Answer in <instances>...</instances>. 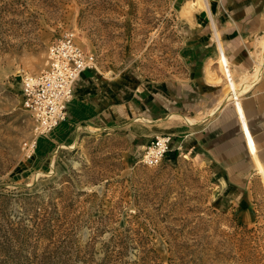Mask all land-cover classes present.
<instances>
[{
  "label": "rangeland",
  "instance_id": "374dc122",
  "mask_svg": "<svg viewBox=\"0 0 264 264\" xmlns=\"http://www.w3.org/2000/svg\"><path fill=\"white\" fill-rule=\"evenodd\" d=\"M202 5L0 0V264H264L254 166L230 179L179 147L157 166L140 162L149 138L134 123L148 97L173 102L211 84L210 68L221 73ZM67 30L95 56L96 85H114L101 108L117 118L93 124L97 112L80 107L29 157L23 145L36 135L22 78L45 67Z\"/></svg>",
  "mask_w": 264,
  "mask_h": 264
},
{
  "label": "crops",
  "instance_id": "0c3cea01",
  "mask_svg": "<svg viewBox=\"0 0 264 264\" xmlns=\"http://www.w3.org/2000/svg\"><path fill=\"white\" fill-rule=\"evenodd\" d=\"M210 10L208 18L213 40L220 53L229 58L236 82L243 85L247 76L249 87L222 104L232 87L231 79L223 75L218 62L221 73L217 77L213 74L217 80L210 81L212 83L200 92L169 103L161 102L157 95L148 97V111L145 117L135 119V131L142 139L149 138L148 143L155 134H171L169 152L179 148L189 150L198 161L213 164L230 179L246 178L254 166L264 182V62L260 61L264 42V0H214ZM259 64L262 68L256 76ZM95 79L97 74L93 69L81 73L69 115L77 117V110L84 107L92 113L97 112L92 114L91 122L100 124L117 118L110 108H101L103 91L113 90L114 85L103 82L98 86ZM224 81L225 85H217ZM89 100L96 102L93 110L86 106ZM119 111H123L122 108Z\"/></svg>",
  "mask_w": 264,
  "mask_h": 264
},
{
  "label": "built area",
  "instance_id": "2783aa9c",
  "mask_svg": "<svg viewBox=\"0 0 264 264\" xmlns=\"http://www.w3.org/2000/svg\"><path fill=\"white\" fill-rule=\"evenodd\" d=\"M94 62L95 56L76 41L73 31L67 30L50 45L45 67L37 74H24L22 103L34 120L36 135L24 143L26 155L30 157L35 153L41 136L52 133L68 120L78 78L93 67ZM171 140L169 133L153 136L140 162L147 166L159 165L171 148Z\"/></svg>",
  "mask_w": 264,
  "mask_h": 264
},
{
  "label": "bare ground",
  "instance_id": "6f19581e",
  "mask_svg": "<svg viewBox=\"0 0 264 264\" xmlns=\"http://www.w3.org/2000/svg\"><path fill=\"white\" fill-rule=\"evenodd\" d=\"M213 2H214V0H197V3L198 4H203L202 6H203V8H205V11L207 12V15H209L210 14V12H211V10H210V8L212 7V4H213ZM261 40V39H260ZM224 54V53H223ZM222 53H220L219 55V57H218V60L220 61V64H221V68H222V73H223V75L228 79V78H230V79H228V80H230L231 81V83H229V82H227V83H229L230 85H231V89H230V91L227 93V95H226V97L224 98V100H223V102H222V104H224V103H226L229 99H231L232 97H236V96H239L240 94H241V92H242V90H245V88L247 87V85H248V83H246L249 79H248V77L247 76H245V78L243 79L244 81H245V83H243V85L240 83V81H239V83L238 82H236V80H235V77H234V72H233V70H232V68H231V64H230V62H229V58H227V56H224ZM262 56L263 57H261L260 58V61H261V64L264 62V42H263V45H262ZM213 61V60H212ZM210 62V61H209ZM263 66V65H262ZM261 66H260V64H259V66L258 67H256V72H255V75L257 76L258 75V73H259V71L261 70ZM210 71H211V68H210V70H208V72L206 73L207 74V77H209V80H211V81H216L217 79H215L214 77H213V74L212 73H210ZM213 71V70H212ZM248 71V70H247ZM261 72V71H260ZM223 76V77H224ZM253 76V75H252ZM211 78H213V79H211ZM219 79H221V78H219ZM241 79V80H242ZM243 81V82H244ZM250 81V80H249ZM221 83V82H220ZM219 84V83H218ZM229 85V86H230ZM245 85V86H244ZM243 86V87H242ZM249 87V86H248ZM247 87V88H248ZM243 93V92H242ZM226 94V93H225ZM214 111V110H213ZM175 115V114H174ZM174 115H172V117H174ZM179 116V115H178ZM190 121L191 120H193V119H189ZM188 120V121H189ZM194 121V120H193ZM192 121V122H193Z\"/></svg>",
  "mask_w": 264,
  "mask_h": 264
}]
</instances>
